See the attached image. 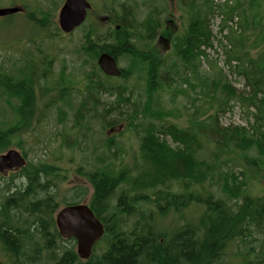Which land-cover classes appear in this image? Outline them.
<instances>
[{"label": "trees", "instance_id": "1", "mask_svg": "<svg viewBox=\"0 0 264 264\" xmlns=\"http://www.w3.org/2000/svg\"><path fill=\"white\" fill-rule=\"evenodd\" d=\"M214 1L188 0L184 4L189 16L187 28L182 32L178 30L171 33V37H168L162 18L155 11L148 12L139 21L136 10L126 9V6L119 8L120 16L114 17L108 13L107 22L103 23V26L106 24L108 27L105 33H101L103 26L99 24H90L84 30L83 43L76 53L85 58L87 68L84 75L81 69L82 99L73 107V129H85L81 139L90 138L87 124H80V120H84L80 117L84 113V106L88 102L95 105L102 93L115 97L114 103L109 104L110 108L119 114L123 113V109L129 112V116L121 121L125 128L133 127L137 132L143 126L142 134L139 135V154L144 168H125L114 174L107 167L100 172L87 173L92 188L87 205L102 223L104 235L86 262L77 258L73 247L75 240L62 239L56 230L54 216L60 207L55 181L58 177L57 169L29 164V169L25 168V171L17 175L21 177V184L13 187V190L4 181L5 178L0 176V180L4 181L0 187V247L13 261L11 264H37L39 260L35 256L38 252L39 255L45 253L44 258L49 264H224L221 262L224 249L236 239L247 241L248 245L257 243L255 233H260L263 239L258 249L254 247L255 251L253 248L247 250L254 258L244 257L241 263L229 264H264V193L251 195L244 182L235 174H232L231 181H227L229 175H225L217 164L216 152L212 153L214 164L198 157L201 148L198 138L202 131L217 137L216 145L220 155L226 151L243 155L254 151L260 157L264 156V130L262 126L256 127L260 120H264V1H253L250 14L246 13L245 16L238 15V7H241L239 0H225L221 4ZM215 15L222 17L216 27L217 31L219 34L226 32L223 36L227 44L223 51L224 63L229 67L233 61L237 63L235 71L244 78L250 89L246 96L231 87L227 76L205 54L212 47L210 20ZM48 17V13L38 18L31 12L27 14L26 23L36 21L41 28L51 32L53 38L59 36L60 31L55 24L50 25ZM12 19L0 18V22ZM234 20L236 28L229 27V23ZM85 22L79 28L82 29ZM157 34L170 42V55L177 61H168L170 55L167 60L159 57L154 45ZM103 52L109 53L117 63L122 60L127 62L128 67L121 69L119 78L105 76L95 66V60ZM201 60L213 70L211 78L201 74ZM22 61V65L17 63L14 68H5L0 64V101L5 103L0 111V114L3 113L0 118V151L7 149L12 139L42 116L43 111H39L38 116L36 113L37 89H42L46 84L44 90H51L47 83L50 80L52 60L44 57L41 70L36 69L37 61H33V57L22 58ZM166 66L173 87L172 83H164L162 80L161 75ZM135 75H140L139 79L143 81V96H146L144 103L134 99L135 96H129L133 93L127 92L125 86L114 85L115 80L128 81ZM190 78L198 82L197 96L207 98L211 95L210 100L213 99L214 106L227 107L233 102L246 109L254 107V124L247 128L221 127L217 125L216 113L205 120L199 119L200 115L196 114L193 119L194 130H181L174 124L163 123L167 113L155 107L157 101L153 95L166 88L173 92V98L183 96L188 92L186 86L191 87ZM70 80H73L72 76ZM52 85L56 86L59 96L45 104V108L53 102L71 107L69 92L75 84L57 80ZM5 105L11 108L9 121L6 120ZM147 112L153 115L154 122L144 124ZM137 119L141 120L139 125L134 124ZM106 125L103 123L102 128L105 129ZM166 137L171 139L174 147L168 145ZM67 145L73 146L70 143ZM131 174H134L133 177ZM11 178L14 179L13 176ZM211 178L215 180L212 183L216 185V191L206 194L193 191L194 187L202 186ZM168 181H175L176 184L172 186H179L183 193L170 192ZM123 184L127 188L117 194ZM144 191H148V194L141 195ZM68 194L73 196L67 199ZM115 195L114 206H111ZM85 197V190L71 189L61 204H79ZM137 202H140L138 208ZM191 205H195L196 213L202 207L200 217L185 223L177 233L164 240L157 219L168 210L179 214ZM121 215L136 220L130 229L120 226ZM32 241L33 262L30 256ZM65 241H72L71 246H64L62 242ZM58 242L60 244L56 246ZM99 244L104 246L97 256L93 252Z\"/></svg>", "mask_w": 264, "mask_h": 264}, {"label": "rangeland", "instance_id": "2", "mask_svg": "<svg viewBox=\"0 0 264 264\" xmlns=\"http://www.w3.org/2000/svg\"><path fill=\"white\" fill-rule=\"evenodd\" d=\"M64 1L65 0H0V9L13 7L22 9L20 13L14 14L13 16H6L12 17V20L0 22V64L5 68H14L17 63L19 65L24 63L22 58L33 57V61H37L36 69L41 70L44 57H47V60H52L50 80L47 83V87L51 90H44L46 84L43 85L42 89H37L38 102L36 104V113L38 116L39 111H43L42 116L39 118V121L38 119L33 121L30 128L12 139L11 144L6 147L7 149L0 151L1 155L10 149H15L26 161L25 167L15 172L12 171L13 173L10 172L9 175L11 176L4 181L9 183V188L13 190V187L21 184L19 180L21 177H17V175L25 171V168L29 169V164H32L34 167H55L58 174L55 181L57 189L59 190L58 201L60 202L58 210L64 207L61 204L62 199L71 189L81 188L85 190L86 197L82 202L88 204L92 188L87 180V173L100 172L99 170L106 169L107 167L112 169L114 174L125 168L134 169L136 167L141 170L144 168L139 154V135L142 134L143 126L139 127L137 132L133 130V127L128 129L125 128V124L121 121L129 116V112L127 109H123V113L119 114L117 111L110 108L111 106H109V104L114 103L115 97H109L102 93L95 105L92 104V102H88L84 106V113L80 116L83 117L84 120H80V124H87L86 130L87 133L90 134V138L84 137V140L81 139V134L84 133L85 129L80 131L73 129V107L79 104L82 99L83 83L81 82V69L84 75L87 68L84 63L85 58L76 53L80 44L83 43L84 30L90 24H99V26H103V17H107L108 13H112L114 17L120 16L121 10L119 8H123V6H126V9L136 10V16L139 21H142L147 16L148 12L155 11L163 21L167 18L169 19L170 30L177 27V31L180 30V32H182L187 28V19L189 21V16L184 9V4L187 3L188 0H88L92 9L87 14L84 27L82 29L77 28L68 35H64L60 32L59 36L53 38L51 32L48 33L46 29L41 28L38 22L26 23L28 13L33 12L34 16L38 18L42 17L43 13H48L49 17L47 19L50 25L55 24L58 28V13ZM224 1L225 0H216L214 2L221 4ZM253 1L262 2L264 0H239L241 7H238V15L245 16L246 13L250 14ZM6 17L0 18L4 19ZM221 19V16L215 15L210 20L213 42L212 47L208 49L205 54L207 59L212 60L218 69L227 76V82L231 87H233L237 93L246 96L250 93V89L245 84L244 78L235 71L237 63H232L231 67L224 63L225 57L223 51L227 44L223 35H225L226 32L219 34V31L216 30ZM42 21L46 24L44 20ZM235 24L236 20L229 23V27L232 26V28H236ZM106 30H108V27L105 24L101 33ZM40 36L43 37L40 38ZM158 39L159 38L154 41V45L158 49L159 57L162 59L166 58L167 60V56L171 54L170 42H164L162 40V42L159 43ZM174 60L177 61L170 55L168 61L173 62ZM95 66H97V64H95ZM118 67L124 70L128 67V64L126 61L122 60L118 63ZM168 69V66H166L161 77L164 83L167 82L171 84L170 77L167 76L166 73ZM181 70L182 68L179 66V71ZM199 70L202 75L210 77L213 74V70L209 69L206 62L204 63V60H201ZM209 70L210 72L208 73ZM70 76H72L73 80H70ZM139 78L140 75H135L128 81L118 79L115 80L116 82H114V85L125 86L127 92L131 91L133 93L129 96H135L134 99H138L141 103H144L146 101V96H143V81ZM57 80L59 82L71 81L75 84V87H72L73 90L69 92L72 99V106L67 107L65 103L53 102L49 107L45 108V104L57 99L59 96L56 86L52 85ZM189 82L191 87H188V85L186 86L188 92L183 96L176 95L177 97L173 98V92L167 91L166 88H163L159 93L153 95L157 101L155 107L167 113L163 123L174 124L181 130H192L194 128L193 119L196 114L200 115L198 117L199 119L205 120L211 114L216 113L217 125L221 127L230 128L244 126L247 128L249 125L254 124L255 119L253 113L256 111L254 107L246 109V107L232 102L227 107L219 108L217 105H212L213 99L210 100L211 95L207 98H199V96H197L196 93L199 92V88L196 79L193 80L190 78ZM192 87L193 89H191ZM196 96L198 98H196ZM217 96L218 98L221 97L220 94ZM4 104L0 101V111ZM4 111L6 120L9 121L11 119V108L5 105ZM2 116L3 113L0 114V118ZM144 119V124L148 121L154 122L153 115L148 112L145 113ZM140 121V119H137L134 121V124L139 125V123H141ZM106 122H109L108 126ZM103 123L106 125L105 129L102 128ZM258 126H262L264 130V120H260L256 127ZM160 139L162 138L160 137ZM165 139L170 147L175 146V144L171 142V139L167 137ZM198 139L201 146L198 152V157L200 159L210 161L214 164V155H212V153L216 152L218 154L217 164L222 168V172H224L225 175H229V180L227 181H231L232 174H235L244 182L247 191L251 195L257 196L264 193V164L262 162L264 161V156L260 157L254 151L247 152L244 155L242 153H235L234 151H226L224 155H220L218 146L216 145L217 137L206 133V131H202ZM67 143L73 146H68ZM94 147L96 150H94ZM168 150L171 151L170 149ZM111 157L114 159L108 160ZM259 160L261 161L259 162ZM133 175L134 174H131L132 177ZM225 175L223 177L224 179ZM12 176L14 179L11 178ZM12 179L13 182H11ZM212 179L213 178L205 182L202 186L194 187L193 191L200 194L216 191L217 187L212 183L215 180ZM17 180L18 182L16 183ZM4 181L0 180V187L2 186L1 184L4 185ZM175 184V181L167 182L169 191L175 194L183 193L179 186H172ZM126 188V185H121L117 190V194ZM146 194H148V191L142 192L141 195ZM71 196L73 195L68 194L67 199ZM116 196L117 195H115L113 202L111 201V206H114ZM220 196H222L221 193ZM136 207H140V202H137ZM195 208V205H191L188 209L179 212V214L174 213L173 210H168L163 217L158 218L157 221L161 231L159 232L163 239L168 240L169 237L177 233L185 223L190 222L192 219L195 220L199 218L202 207H200L201 209L198 213L195 212ZM135 221L136 220L133 218L123 215L120 216V226L123 229H130ZM196 225H198V222ZM196 229H198V227H196ZM255 235L258 238V242L255 244L252 243L248 245L247 241H240L239 239L230 243L223 251L221 262L224 264H229V262L241 263L244 257L253 259L254 257L249 255L247 250L253 248L255 251L254 247L258 249L263 239L260 233H255ZM161 241L162 239L160 242ZM62 243L67 247V245L71 246L72 241L70 243L67 241ZM58 244H60V242H58L56 246H59ZM103 246L104 244H99L93 253L97 256L100 255ZM73 247L75 250L76 243L73 244ZM44 255V252H41L40 255L39 252L36 254L35 257L39 260L37 264H49L46 257L44 258ZM12 262L13 261L11 259L9 260L7 254L0 247V263L11 264Z\"/></svg>", "mask_w": 264, "mask_h": 264}, {"label": "water", "instance_id": "3", "mask_svg": "<svg viewBox=\"0 0 264 264\" xmlns=\"http://www.w3.org/2000/svg\"><path fill=\"white\" fill-rule=\"evenodd\" d=\"M92 6L88 0H65L61 6L57 25L61 33L68 35L79 28L86 20ZM22 11L21 8H2L0 17L11 16ZM107 22V17H103ZM99 70L108 77H120L121 69L117 60L109 53H101L96 60ZM26 161L15 149L0 155V174L25 167ZM56 230L62 239H74L75 253L79 260L86 261L92 255L97 242L104 235V227L85 203L64 206L54 217ZM1 264V263H0Z\"/></svg>", "mask_w": 264, "mask_h": 264}, {"label": "flooded vegetation", "instance_id": "4", "mask_svg": "<svg viewBox=\"0 0 264 264\" xmlns=\"http://www.w3.org/2000/svg\"><path fill=\"white\" fill-rule=\"evenodd\" d=\"M162 23H163V25H164V29H165V31L167 32V34H168V37H171V33H173V32H176L177 31V27H174L172 30H170L169 29V19L167 18V19H165V21H163V19H162ZM172 24H173V22H172ZM171 24V25H172ZM180 31V30H179ZM157 38H159L158 39V42L160 43V42H162V40L164 41V42H167L168 40L167 39H165L163 36H161V35H159V34H157L156 35V38H155V40L157 39ZM13 172H15L16 170H12ZM12 171H8V172H6V173H4V174H0V176L2 177L3 176V178H9L11 175H9L10 174V172H12ZM12 172V173H13ZM30 256L32 257V262H33V241H32V244H31V251H30ZM33 264V263H32Z\"/></svg>", "mask_w": 264, "mask_h": 264}, {"label": "bare ground", "instance_id": "5", "mask_svg": "<svg viewBox=\"0 0 264 264\" xmlns=\"http://www.w3.org/2000/svg\"><path fill=\"white\" fill-rule=\"evenodd\" d=\"M223 36H224V35H223ZM168 42H169V41H168ZM232 63H236V62L233 61ZM226 68H229V67H226Z\"/></svg>", "mask_w": 264, "mask_h": 264}]
</instances>
